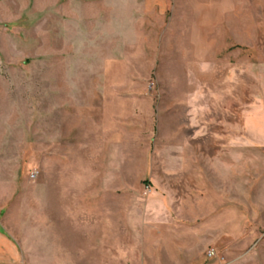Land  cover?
I'll list each match as a JSON object with an SVG mask.
<instances>
[{
    "label": "rangeland",
    "instance_id": "1",
    "mask_svg": "<svg viewBox=\"0 0 264 264\" xmlns=\"http://www.w3.org/2000/svg\"><path fill=\"white\" fill-rule=\"evenodd\" d=\"M0 264H264V0H0Z\"/></svg>",
    "mask_w": 264,
    "mask_h": 264
},
{
    "label": "built area",
    "instance_id": "2",
    "mask_svg": "<svg viewBox=\"0 0 264 264\" xmlns=\"http://www.w3.org/2000/svg\"><path fill=\"white\" fill-rule=\"evenodd\" d=\"M216 255V251H215V249L213 248V249H210L209 250V256H211V257H213V256H215Z\"/></svg>",
    "mask_w": 264,
    "mask_h": 264
}]
</instances>
